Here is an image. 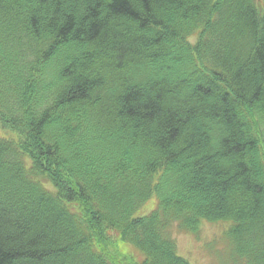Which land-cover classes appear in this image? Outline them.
Wrapping results in <instances>:
<instances>
[{"label": "trees", "instance_id": "trees-1", "mask_svg": "<svg viewBox=\"0 0 264 264\" xmlns=\"http://www.w3.org/2000/svg\"><path fill=\"white\" fill-rule=\"evenodd\" d=\"M260 5L0 0V264H190L203 221L264 264Z\"/></svg>", "mask_w": 264, "mask_h": 264}, {"label": "rangeland", "instance_id": "rangeland-1", "mask_svg": "<svg viewBox=\"0 0 264 264\" xmlns=\"http://www.w3.org/2000/svg\"><path fill=\"white\" fill-rule=\"evenodd\" d=\"M264 4V0H259ZM262 8V6L260 5ZM196 39L192 38L195 43ZM53 189L52 185H48ZM157 208V200L154 197L143 208L140 214H148ZM231 226L230 222H207L203 221L197 233L180 231L173 228V238L176 240L178 254L189 261L190 264H231L230 242L227 238V231ZM111 255L119 261H130L132 264L140 263L142 255L127 243L115 236L114 245L110 248ZM125 261V262H126Z\"/></svg>", "mask_w": 264, "mask_h": 264}]
</instances>
